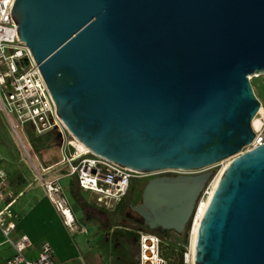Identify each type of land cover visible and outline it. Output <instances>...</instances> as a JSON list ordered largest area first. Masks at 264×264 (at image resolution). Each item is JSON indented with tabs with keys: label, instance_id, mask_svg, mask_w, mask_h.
Masks as SVG:
<instances>
[{
	"label": "water",
	"instance_id": "obj_1",
	"mask_svg": "<svg viewBox=\"0 0 264 264\" xmlns=\"http://www.w3.org/2000/svg\"><path fill=\"white\" fill-rule=\"evenodd\" d=\"M18 38L61 121L91 151L140 171L233 155L200 220L195 264H264V0H14ZM22 44V43H20ZM210 172L151 178L132 208L181 231Z\"/></svg>",
	"mask_w": 264,
	"mask_h": 264
},
{
	"label": "built area",
	"instance_id": "obj_2",
	"mask_svg": "<svg viewBox=\"0 0 264 264\" xmlns=\"http://www.w3.org/2000/svg\"><path fill=\"white\" fill-rule=\"evenodd\" d=\"M13 1L0 0V108L17 132L21 130L25 133L23 126L26 122L32 124L36 134L56 128L60 139V157L52 165L61 164L66 174L75 175L80 187L95 192L97 203L115 206L128 192L134 177L168 168L140 171L77 145L79 139L67 129L56 112L54 99L29 47L18 38L11 13ZM263 142L264 115L260 127L255 129L254 138L245 145V150ZM52 165L42 166L41 169L46 171ZM39 178L63 222L74 227L73 211L62 194L59 177L45 179L41 172ZM21 193L8 185L7 172L0 166V202L3 201L0 206V232L3 241L12 248L5 264H55L52 258L53 248L48 241L40 242L37 257L31 259L25 255V249L32 244L28 235L21 233L16 237L12 236V230L16 226V213L11 205L16 195ZM193 255L189 246L183 251V264H195ZM138 264H172L161 249V238L157 233L139 229Z\"/></svg>",
	"mask_w": 264,
	"mask_h": 264
},
{
	"label": "crops",
	"instance_id": "obj_3",
	"mask_svg": "<svg viewBox=\"0 0 264 264\" xmlns=\"http://www.w3.org/2000/svg\"><path fill=\"white\" fill-rule=\"evenodd\" d=\"M0 166L7 172L8 185L14 191H21L12 202L16 213V226L12 236L28 235L32 244L25 249L28 258H36L40 242L46 240L53 248L55 264H138L139 229L122 219L131 215L125 205L132 208V202L123 196L113 209L100 207L92 190L79 186L75 175H68L62 167L60 174L43 176L45 179L58 176L62 194L71 206L75 218L74 227L67 226L48 197L42 180L14 179L12 168L5 160ZM47 166V165H46ZM42 173H49L50 169ZM47 173V174H48ZM126 203V204H125ZM3 201L0 202V206ZM125 212V213H124ZM0 262L12 253L11 246L3 241L0 232Z\"/></svg>",
	"mask_w": 264,
	"mask_h": 264
},
{
	"label": "rangeland",
	"instance_id": "obj_4",
	"mask_svg": "<svg viewBox=\"0 0 264 264\" xmlns=\"http://www.w3.org/2000/svg\"><path fill=\"white\" fill-rule=\"evenodd\" d=\"M249 78L253 85L254 91L257 97L261 101V106H264V71L262 72H254L249 74ZM260 111V110H259ZM258 114V113H257ZM264 110L259 113L257 119L263 118ZM256 124V122H255ZM24 128V126H23ZM60 141V139H59ZM54 144L51 148H45L41 150L39 154H36L27 139L26 133H23L21 130L19 132L12 126L10 120L6 116L4 110L0 108V161L5 160L8 164L14 168L16 167L17 171H14L13 177L14 179L18 178L20 175L21 177L23 174L18 171V168L23 170L24 174H26L27 179H35L41 180L39 178V174L42 171V166L52 165L59 160L60 157V150H59V142H55L52 140ZM246 149V146L243 147V150ZM222 161V160H221ZM224 162H217L211 164L207 167H203L200 169L194 170H164L153 172L146 175H140L134 177L128 192L126 193V197L128 200L132 202L133 205H137L138 203L142 202L143 200V191L151 178H155L158 176H178V175H196L202 172H210L208 179L205 181L203 188L201 189L196 203L195 209L192 213L190 219L186 222L185 227L178 231L174 228L161 230L160 228H151L144 220L143 216L139 214L133 208L125 205V212L129 211L131 215L127 216L124 215L122 219L131 223L138 229L143 231H153L157 233L161 238V249L166 254L167 257L170 258V261H177L179 257V253L181 250H186L190 246V236L187 241H184L183 236L184 233L187 231L188 226L190 225V230L193 226L196 212L198 208L199 202L208 195L207 190L211 187V181L213 180L214 176L223 166ZM62 165H54L49 171V173H43V176L51 175V174H60L62 171ZM210 186V187H209ZM96 200V197H95ZM100 207L113 209L114 206H105L103 204L97 203ZM126 204V203H125ZM124 212V213H125ZM137 217V218H136ZM189 230V231H190ZM0 264H3L0 262Z\"/></svg>",
	"mask_w": 264,
	"mask_h": 264
},
{
	"label": "bare ground",
	"instance_id": "obj_5",
	"mask_svg": "<svg viewBox=\"0 0 264 264\" xmlns=\"http://www.w3.org/2000/svg\"><path fill=\"white\" fill-rule=\"evenodd\" d=\"M259 110L260 111H258V112L261 113L264 110V106H260ZM259 113L254 116L253 121H252L254 130L258 129L261 125V122H262L261 119H257V116L259 115ZM255 122H256V124H255ZM77 145L80 148L89 149V147L80 140L77 141ZM232 158H233V155L223 159L222 161H220V163L224 162L223 166L220 168V170L217 172V174L214 176L213 180L211 181V187L209 186L210 189H209L208 195L206 197H204L198 204L195 221H194V224H193V227L191 230V239H190V248H191L193 254H194L196 235H197V231L199 228V224H200V220L202 218V215H203V213H204V211L208 205V202H209V200H210V198H211V196L215 190V187L218 183V180H219L221 174L223 173V171L225 170V168L229 164V162L232 160ZM167 170H179V169L178 168H168Z\"/></svg>",
	"mask_w": 264,
	"mask_h": 264
},
{
	"label": "trees",
	"instance_id": "obj_6",
	"mask_svg": "<svg viewBox=\"0 0 264 264\" xmlns=\"http://www.w3.org/2000/svg\"><path fill=\"white\" fill-rule=\"evenodd\" d=\"M24 132L26 133L31 148L36 154H39L41 150L45 148L48 149L51 148L54 145L52 143V140H54L55 142L57 141L59 142V134L56 128H51L41 134H36L34 132L32 124L30 122H26L24 124ZM189 230H190V225L188 226L187 231L184 233L183 236L184 241H187L189 238ZM183 251L184 250H181V252L179 253V257L176 262L171 261L172 264H183Z\"/></svg>",
	"mask_w": 264,
	"mask_h": 264
},
{
	"label": "flooded vegetation",
	"instance_id": "obj_7",
	"mask_svg": "<svg viewBox=\"0 0 264 264\" xmlns=\"http://www.w3.org/2000/svg\"><path fill=\"white\" fill-rule=\"evenodd\" d=\"M137 218V217H136Z\"/></svg>",
	"mask_w": 264,
	"mask_h": 264
}]
</instances>
